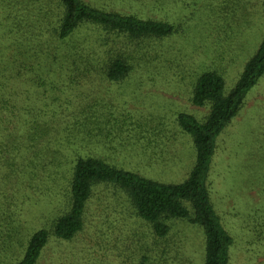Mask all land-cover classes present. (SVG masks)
<instances>
[{
  "label": "rangeland",
  "instance_id": "rangeland-1",
  "mask_svg": "<svg viewBox=\"0 0 264 264\" xmlns=\"http://www.w3.org/2000/svg\"><path fill=\"white\" fill-rule=\"evenodd\" d=\"M86 1L176 31L140 44L111 36L102 48L131 53V74L111 81L98 67L72 84L66 48L53 36L55 0H0V264H16L31 235L67 208L78 156L161 182L184 181L195 150L177 116L204 119L209 110L190 101L197 77L214 70L228 92L264 37V0ZM211 190L235 238L231 264H264V74L219 136ZM85 219L74 239H51L38 264H138L143 256L204 263L199 225L168 220L160 237L113 186L94 189Z\"/></svg>",
  "mask_w": 264,
  "mask_h": 264
},
{
  "label": "trees",
  "instance_id": "trees-1",
  "mask_svg": "<svg viewBox=\"0 0 264 264\" xmlns=\"http://www.w3.org/2000/svg\"><path fill=\"white\" fill-rule=\"evenodd\" d=\"M54 17L53 36L60 42V49L66 48L64 55L69 62L66 73L72 84L89 79L93 75L91 70L98 67L111 81L122 80L131 74L134 67L130 63L131 53L119 52L113 47L102 48L111 36L123 35L140 44L164 39L176 31L168 22L109 10L86 0H55ZM89 29L102 30L106 36L83 32ZM89 40L95 44L90 46ZM98 41L100 47L96 50ZM263 74L264 37L228 92L223 76L214 70L204 71L197 77L190 101L209 110L204 119L188 112L177 116L180 127L192 138L195 150V163L182 182H161L97 156L76 157L68 183L67 208L50 226L31 235L24 255L16 264H38L44 248L53 238L59 241L74 239L84 228L90 199L99 185H110L124 193L134 213L153 225L160 237L169 232L168 220L199 225L205 235L203 264H231L235 238L213 201L211 172L219 136L239 115L248 93ZM138 264L162 263L143 256Z\"/></svg>",
  "mask_w": 264,
  "mask_h": 264
}]
</instances>
